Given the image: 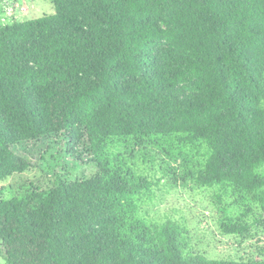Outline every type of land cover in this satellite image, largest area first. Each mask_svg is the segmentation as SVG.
Returning a JSON list of instances; mask_svg holds the SVG:
<instances>
[{"label": "trees", "instance_id": "16d2710c", "mask_svg": "<svg viewBox=\"0 0 264 264\" xmlns=\"http://www.w3.org/2000/svg\"><path fill=\"white\" fill-rule=\"evenodd\" d=\"M53 1L56 24L0 23V181L30 167L14 144L58 133L99 171L1 198L5 263L264 264L186 253L181 224L138 217L135 196L152 183L109 150L203 141L197 182L251 193L264 213V0Z\"/></svg>", "mask_w": 264, "mask_h": 264}, {"label": "rangeland", "instance_id": "374dc122", "mask_svg": "<svg viewBox=\"0 0 264 264\" xmlns=\"http://www.w3.org/2000/svg\"><path fill=\"white\" fill-rule=\"evenodd\" d=\"M44 17L56 24L53 0H0L2 25ZM13 149L30 167L0 181V199L25 195L33 188L49 189L58 177L69 182L99 171L87 149H72L66 133L22 141ZM109 150L120 154L135 174L152 183L150 189L135 196L138 217L149 225L168 219L181 224L186 253L238 260L264 257V213L253 195L228 183L208 186L197 182L198 172L211 154L205 142L190 144L176 135H157L141 141L117 140ZM228 218L247 224L248 230L225 233L221 222ZM0 264H6L1 256Z\"/></svg>", "mask_w": 264, "mask_h": 264}]
</instances>
